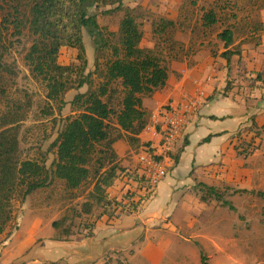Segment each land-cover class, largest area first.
<instances>
[{
    "label": "rangeland",
    "instance_id": "374dc122",
    "mask_svg": "<svg viewBox=\"0 0 264 264\" xmlns=\"http://www.w3.org/2000/svg\"><path fill=\"white\" fill-rule=\"evenodd\" d=\"M119 4L122 5L120 9L117 8ZM28 7L27 0H0V53L3 64L0 68V131L8 127L12 129L11 133L15 134L17 142L18 160L44 162L50 169L55 158V149L51 144L62 128L64 119L78 114L71 105L73 97L78 92L84 93L103 84L105 63L111 54L108 47L96 50L93 35L86 28H82L87 60L83 74L89 80L80 88L65 92V103L58 108V103L47 96L46 82L32 72L26 59V54L35 40L25 20ZM263 7L264 0H93L87 12L96 17L104 37L110 43H116V36L112 33L117 32L125 8L134 9L136 21L143 34L140 46L154 48L171 65L174 61H179V58L174 59L175 56L181 57L184 52L189 55L202 44H208L211 49H220L217 33L224 28H230L234 37L241 40L238 46L241 43L255 42L259 31L264 30L260 23V19L264 17ZM210 10L215 13L216 22L212 25L204 24L203 15ZM163 19L172 20L174 24L161 29ZM16 21H19L17 27ZM77 53L76 48L62 46L57 62L61 65L78 66L80 61ZM72 78H76V72L72 74ZM110 87L114 93L104 99L117 110L123 95L122 87L118 82H113ZM113 125L112 118L109 128L112 136L118 132ZM245 129L252 131L247 132L245 138L244 148L248 153L243 159L233 161L237 163V167H233L230 181L215 185L222 194V199H211L203 207L216 209L217 213L209 218V221L216 219V225L209 224L206 220L203 224L199 221L200 224L193 226L196 232L198 230L197 235H192L190 227H187L189 232L173 229L155 232V236L147 232L135 244V249L112 251L111 254L106 253L103 260L97 257L90 264H98V261L101 264H200V250L208 256L211 255L210 264H264V196L257 193L264 192V125L256 127L252 124ZM115 148L122 166L138 172L135 155L140 146L128 144L123 137L115 144ZM91 188L92 183L88 181L78 189H68L64 181L53 178L46 186L34 190L24 198L17 191L10 202L12 218L0 233V244L11 239L1 248L0 257L12 240L24 241V248L29 247L26 250L28 251L34 243L52 239L50 223L61 217H65L66 221L54 234V237L60 238L59 241L86 240L91 237V222L100 217L101 210H95L92 215L78 213ZM241 189L247 191L235 192ZM107 191L118 200L127 192H136L143 196L138 209L127 214L132 217L138 212L141 213L143 206L153 196V193L145 195L143 188H138L125 175H121ZM194 191L196 195L199 194L198 190ZM224 200L229 204H224ZM116 219L118 218L113 220ZM167 219L171 221V217L168 216ZM181 235L191 237L190 243L181 246L180 242H175L183 240ZM160 236L174 247L168 250L147 247L151 240L154 241L156 237L160 239ZM213 240L220 247L225 246L226 251H221ZM199 245L205 248H198ZM82 248H88V245ZM57 250H60L57 251L59 259L54 263L49 261L51 264H83L78 256L69 262L67 257L64 258L65 250ZM134 253L137 254L136 260L130 261L129 258ZM144 253L146 256H143ZM19 263L20 261H11V264Z\"/></svg>",
    "mask_w": 264,
    "mask_h": 264
},
{
    "label": "trees",
    "instance_id": "16d2710c",
    "mask_svg": "<svg viewBox=\"0 0 264 264\" xmlns=\"http://www.w3.org/2000/svg\"><path fill=\"white\" fill-rule=\"evenodd\" d=\"M27 1L29 7L25 20L35 40L26 54V59L32 72L46 82L47 96L58 103V108L65 103L63 99L65 92L72 88H80L89 80L88 76L83 74L87 60L82 28H86L93 35L95 49L108 47L111 57L105 63L103 84L84 93L78 92L73 97L71 105L78 114L64 119L62 128L51 144L55 149L52 168H47L44 162L18 160L17 142L15 134L11 133L12 129L8 127L0 131V233L12 218L10 202L13 195L19 191L24 198L34 190L46 186L53 178L64 181L68 189H78L88 181L92 183L87 199L78 212L80 215H92L95 210L100 209V216L107 215L113 218L136 211L143 200L142 196H138L135 200V193L127 192L118 200L111 197L107 191L121 175L138 183L142 181V177L137 172L122 166L114 144L123 137L133 146L141 147L148 143H139L137 138L146 127L149 118V113L142 105V98L152 95L166 84L169 63L157 54L154 48L140 46L143 34L132 8H125L117 32L112 33L116 36V43H110L104 37L96 17L87 12L93 0ZM121 7L122 5L119 4L117 8ZM18 22H15V27L18 26ZM215 22L216 17L212 10L203 15L204 24L212 25ZM161 24V29H166L174 22L163 19ZM1 25L2 21L0 27ZM217 38L223 43L225 50L221 52V56L227 61L230 60L231 55L240 53L238 45L230 48L235 41L230 28L219 31ZM62 46L77 49V59L80 61L78 66L61 65L57 62ZM186 53L184 52L183 55ZM178 58L180 60L182 56L174 57V59ZM2 66L0 53V68ZM74 72H76L75 79L72 78ZM113 82H118L123 92L117 110L104 99H108L114 93L113 88L110 87ZM112 118L113 126L118 129L114 136L109 130ZM245 138L247 137L241 136L239 131L238 142L235 144L237 154L243 157L248 153L244 148ZM209 139L210 135L205 137L203 142ZM182 146L173 156L175 164ZM195 188L204 202L222 199V194L216 186L197 182ZM239 191L247 190H235V192ZM257 193L264 196L262 191ZM223 203L229 204L226 200ZM65 221L66 218L61 217L51 222L55 230L52 239L60 240L54 237V234ZM94 225L95 221H92L89 236L93 235ZM199 260L200 264H210L208 255L202 250L199 253Z\"/></svg>",
    "mask_w": 264,
    "mask_h": 264
},
{
    "label": "crops",
    "instance_id": "0c3cea01",
    "mask_svg": "<svg viewBox=\"0 0 264 264\" xmlns=\"http://www.w3.org/2000/svg\"><path fill=\"white\" fill-rule=\"evenodd\" d=\"M260 23L264 26V17L260 19ZM257 37L253 43H241L238 49L240 53L231 55L229 61L221 56V52L225 50L222 42L218 50L211 49L208 44L200 45L189 55L185 54L179 61L169 64L166 84L152 95L142 98V105L149 112V118L146 127L137 135L139 143L157 139L151 124L153 116L163 105L176 104L185 95L197 90L205 93V100L195 119L188 125L178 147L179 149L183 145L177 163L158 184L141 213L138 212L133 217L127 215L109 218L102 215L95 220L93 235L86 240L49 239L34 243L28 251L29 247L24 248V241L12 240L2 252L0 264H11L13 260L20 261L19 264L54 262L59 259L58 248L65 250L64 258L67 257L69 262L78 256L83 264H90L97 257L103 260L106 253L135 249V244L147 232L155 236V232L173 229L189 232L187 227H190L192 235H197L198 230L196 232L194 225L207 221L216 225V219L209 221L217 213L216 209L203 208L208 202L202 201L199 194L193 193L194 190L197 192L194 186L197 182L215 186L222 181H230L232 169L237 167V163L233 161L244 158L235 149L239 131L241 136L247 137V132L252 131L245 129L246 126L264 125V30L259 31ZM234 40L230 48L241 41L235 37ZM209 135L210 139L203 142ZM168 216L171 221L167 219ZM114 218L118 219L113 220ZM53 230H49L51 238ZM180 238L183 240L175 242H180L181 246L190 243L191 237L181 235ZM86 244L88 248H82ZM214 244L221 251H226V247H220L217 241ZM148 246L165 250L174 247L161 236L160 239L156 237L154 241L151 240ZM198 248L205 247L199 245ZM136 256L134 253L129 260H136ZM143 256H146L145 253Z\"/></svg>",
    "mask_w": 264,
    "mask_h": 264
},
{
    "label": "built area",
    "instance_id": "2783aa9c",
    "mask_svg": "<svg viewBox=\"0 0 264 264\" xmlns=\"http://www.w3.org/2000/svg\"><path fill=\"white\" fill-rule=\"evenodd\" d=\"M204 100V91L197 90L185 95L176 104L162 106L153 116L151 125L157 139L143 144L136 153L135 159L139 166L137 174L142 177V181L138 183L131 180L138 188H143L145 195L154 194L158 184L174 166L173 156ZM135 196L138 198L141 194L135 192Z\"/></svg>",
    "mask_w": 264,
    "mask_h": 264
},
{
    "label": "water",
    "instance_id": "95a60500",
    "mask_svg": "<svg viewBox=\"0 0 264 264\" xmlns=\"http://www.w3.org/2000/svg\"><path fill=\"white\" fill-rule=\"evenodd\" d=\"M10 239H11V238H9L6 242H3L4 244H3V243L0 244V250H1V248L3 247V245L7 244V243L10 241Z\"/></svg>",
    "mask_w": 264,
    "mask_h": 264
}]
</instances>
